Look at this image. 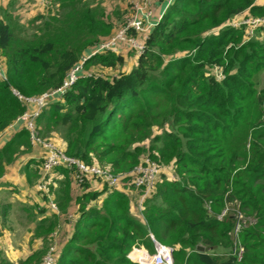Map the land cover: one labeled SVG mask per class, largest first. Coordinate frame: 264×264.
Listing matches in <instances>:
<instances>
[{"label": "trees", "instance_id": "16d2710c", "mask_svg": "<svg viewBox=\"0 0 264 264\" xmlns=\"http://www.w3.org/2000/svg\"><path fill=\"white\" fill-rule=\"evenodd\" d=\"M57 1L70 10L68 16L38 15L33 22H41L32 33L6 10L0 14V57L7 77L0 78V133L27 110L14 90L35 96L60 87L100 43L107 27L87 0ZM253 2L174 0L142 52L123 47L90 55L86 69L99 64L114 73L82 71L62 96L43 108L37 120L41 135L50 138L59 132L61 148L86 164L119 174L141 155L159 167L174 160V178L160 169L156 189L141 198V217L126 191L136 188L144 196L145 188L132 183L133 170L116 187L94 174L77 182L74 170L56 167L50 184L54 209L49 194L38 188L43 149L33 154L35 145L23 126L6 140L0 148V174L14 164L15 155L22 156L20 173L39 198L31 218L41 216L32 232L42 245L16 263L0 248V264H43L50 235L61 226L66 236L55 264H139L129 253L138 247L155 252L153 238L180 246L174 250L175 264H264V185H259L264 181V129L251 132L252 152L260 157L252 168L243 169L241 156L230 147L243 120V102L251 97L264 108V90L257 94L253 73L247 70L249 63L261 65L264 42L245 40L244 27L225 25L208 33L247 8L253 16H264V5ZM130 52H135L136 64L122 70ZM209 66L221 68L222 78L208 73ZM154 128L162 132L154 135ZM148 138V147L137 144ZM228 204L254 217L255 224L234 232L242 223L232 209L230 224L218 219ZM0 231L5 233L1 225ZM198 246L209 250L199 251ZM218 253L227 256L219 259Z\"/></svg>", "mask_w": 264, "mask_h": 264}, {"label": "rangeland", "instance_id": "374dc122", "mask_svg": "<svg viewBox=\"0 0 264 264\" xmlns=\"http://www.w3.org/2000/svg\"><path fill=\"white\" fill-rule=\"evenodd\" d=\"M1 1L2 0H0V3ZM40 2L41 0H9L8 2L5 1V5H3L2 3L0 4V14L2 15L4 13L3 9L6 10L7 12L11 13L14 16V18L17 20V22L20 25H24L25 28L29 30V33H32L35 30V26L38 25L39 22H41V21L33 22L36 16L43 15L44 17H50V16L58 15L61 18H66L70 12L69 9H65V10L62 9L57 0H55L53 3H48L47 5H42ZM254 2L257 4L264 5V0H254ZM87 3H88V8L94 11V13L98 17L103 18V20L106 22L107 27L101 30V36L99 40L100 42H104L110 39L113 35H115L118 32V30L123 24V20L126 16V12L130 8V4H131L130 0H87ZM247 9L243 10L238 15L239 16L246 15L248 13ZM233 18H235V16ZM233 18H230L229 20L217 26H213L212 28L209 29L208 33L219 32L220 29L223 26H225L228 22H230ZM246 31L247 30H245L244 32L245 40H249L252 38L253 40L264 42V26L263 27H260V25L257 26V28H255L253 32H251V30L248 32ZM130 53L131 54L127 53L128 54L127 64L122 68V70L128 71L132 68V66L136 64L135 52H130ZM256 64H257L256 62L252 65L249 63L247 65V70L253 73L252 75L253 86L257 94H259L264 90V59L260 61L261 65H256ZM88 70H90V72H95L96 74H102V75H109L114 73L111 69L99 64L93 65L89 69H86V67L84 66L83 73L88 72ZM207 71L208 73L214 74L218 78V80L221 79L223 76L221 74V68L219 67L209 66L207 68ZM243 104H244V116H242L243 120H241V123L239 124L232 138L230 139L232 146L230 145L229 146L232 148L234 153L239 154V156H241L239 163L241 164V166H243V169H249L252 168L251 164L253 165V163L255 164L260 160V157L254 156L252 152L254 140L251 132H253L252 129L254 127L258 128L259 130L264 129V108L258 107L254 103L253 99H251V97L246 99L243 102ZM14 122L9 126L7 130L2 132L0 139L2 140V142L0 143V148L3 146V144L6 142L7 139L11 138L17 132L16 130H18V128L13 125ZM256 123H258V125L254 126V124ZM161 132L162 129L160 128H154L153 130L154 135L159 134ZM41 133L42 132H40V136L43 140H49L54 144H56L57 146L59 145L60 147L64 146V142L59 132L57 131L53 132L50 138L49 137L44 138L41 135ZM137 144L143 147H148L152 143L150 138H148L144 142H139ZM36 146H33V154L38 153L39 148L43 149L41 145H36ZM129 148L130 150H132V146H129ZM20 156L21 155H15V162L14 164L11 163L10 164L11 166L9 167L10 169H13L18 173H20V164L22 163L21 160L23 159L21 158L22 156L21 157ZM146 159H147V155H141L139 157L138 162L133 164L132 166L133 168L131 167L128 170L125 169L124 171H120L118 172L119 174L117 175L121 180L124 179L125 176L130 174L131 170H133L137 165H139ZM173 164H174V160H171L169 163L166 162L161 163L160 166L161 173L164 172L167 175L168 179L174 178L175 167ZM52 175L53 174L50 175L51 180L54 179V176ZM3 176L4 174L2 175L0 174V181L3 180ZM159 178L158 180L156 179L158 183L160 181ZM156 181L153 187L155 189H156L155 184L157 183ZM2 182L4 183L0 185L2 187V188L0 187V225L1 228L5 230V233L1 234L0 231V248L2 249L3 254L8 252V255H10L12 258L13 257L16 258L14 262H19V260H24L31 255L32 246L34 244L37 248H39L42 245L41 242L38 239H36L35 235L31 231L35 223H32L30 225L29 220L26 219V217H24L26 216V214H24L26 209H24V205L21 202V200L24 197L28 199L27 201L30 202V204L33 203L34 199L37 200V202H39V198L37 196L36 189H32V192H29L26 196H23V192H22L23 188L19 183L11 184L8 183V181L6 180H3ZM259 185H264V181H261ZM126 191L131 196V206L133 211L141 217V211L143 209V203L141 202V198L143 196V191H139L136 188H128ZM258 197L261 196L258 195ZM234 207H235L234 204L232 205L228 204L225 210L218 215V219L224 222H228L230 224L232 221L229 220V216L232 214L231 213V209H232L234 214L237 215V217H235L237 222L240 221L242 223L239 228L238 225L235 227L236 230H234V232L238 233L240 232V230L244 229L243 227L253 226L255 224L256 220L254 217L247 216L244 213H238L237 207L235 208ZM64 229L65 228L61 226V228L57 230V232L51 234L52 236L50 235L51 238L50 246L51 248L54 249L50 250L51 248L49 247L50 251H48V254L46 256H51L55 259L57 255V250L60 249L66 236V234L64 233ZM234 232L232 233L233 235ZM170 240H172V237H170ZM163 245L170 246L174 250L180 248V246L177 244H163ZM226 256H227L226 254L218 253L219 259H224L226 258Z\"/></svg>", "mask_w": 264, "mask_h": 264}, {"label": "built area", "instance_id": "2783aa9c", "mask_svg": "<svg viewBox=\"0 0 264 264\" xmlns=\"http://www.w3.org/2000/svg\"><path fill=\"white\" fill-rule=\"evenodd\" d=\"M54 1L55 0H41L40 3L42 5H47ZM158 2L159 0H130V8L126 12L123 24L118 32L110 39L97 44L88 56H85L79 64L68 72L63 84L57 89L49 90L35 96H24L14 90L15 94L18 95L27 105V110L15 120L13 125L18 129L23 126L29 132L31 143L35 146L41 145L43 147L44 154L40 156L43 159L42 177L38 184V188L49 194L50 205L52 208L57 209V205L52 200L50 188L52 182L50 174L56 167L64 166L74 170L75 181L77 182L83 181L84 177L89 174H94L104 177L109 185L118 187L121 184V179L117 174L112 173L110 170L95 164H86L81 159L68 155L59 145L57 146L49 140H43L40 136L37 123L43 108L47 106L52 98L62 96L66 90L76 82L83 71L84 62L90 55L107 50L119 52L123 47L132 48L138 53L142 52L152 29L161 21L168 7L174 2V0H165L160 6H158ZM226 25L235 28L244 27L247 30L246 32L250 30L253 32L257 26H264V16H253L248 11L244 16L236 15L235 18ZM0 78H7L1 57ZM1 135L2 133H0V139ZM159 173V164L150 158H147L144 162L140 163L133 169L132 183L136 187L145 188L144 196L142 198L148 195L154 187V183ZM240 226L241 224H238V228ZM153 241L155 252L148 251V249L144 247H138L131 251L128 257L139 264H175L174 249L157 242L154 238ZM52 249L54 248H51L50 250ZM242 252L243 247L239 250V259L242 258ZM43 264H55V259L51 256H46Z\"/></svg>", "mask_w": 264, "mask_h": 264}, {"label": "crops", "instance_id": "0c3cea01", "mask_svg": "<svg viewBox=\"0 0 264 264\" xmlns=\"http://www.w3.org/2000/svg\"><path fill=\"white\" fill-rule=\"evenodd\" d=\"M5 1H9V0H2L1 1V3L3 4V5H5ZM165 2V0H159V2H158V6H160V5H162V3H164ZM0 3V4H1ZM2 6V5H1ZM3 180H6V181H8V183H11V184H20L21 185V187L23 188V196H26L29 192H32V188H30V187H28L27 186V184H26V181H25V178H24V176H22L21 175V173H18V172H16L15 170H13V169H8V170H6L5 171V173H4V176H3ZM3 180H1L0 181V183L3 181ZM4 182H2L1 184H3ZM0 184V185H1ZM1 187V186H0ZM2 188V187H1ZM14 190H15V188H14ZM2 191V190H1ZM17 191V190H16ZM15 192V191H14ZM21 197V196H20ZM22 198V197H21ZM28 199L27 198H23L22 200H21V202H22V204L24 205V209H26L25 210V212H24V214H26V216H24V217H26V219H28L29 220V223H30V225L32 224V223H36L37 222V220L38 219H40L41 218V216L40 215H37V217L35 218V219H33L32 220V218H31V215H32V213L34 214V210H32V209H34L33 207H34V204H36V205H38L39 203L37 202V200H33V203H31L30 204V202H28L27 201ZM42 205H44V203L43 202H41L40 203V205H39V208H40V206H42ZM28 209H29V212H26V211H28ZM35 213H36V211H35ZM36 221V222H35ZM32 227V226H31ZM69 229V228H68ZM32 231V230H31ZM7 232V231H6ZM28 243V242H27ZM32 248H36V246H35V244L32 246ZM7 253V257L9 258V260H11V261H15V259L16 258H12L10 255H8V252H6ZM16 263V262H15Z\"/></svg>", "mask_w": 264, "mask_h": 264}, {"label": "water", "instance_id": "95a60500", "mask_svg": "<svg viewBox=\"0 0 264 264\" xmlns=\"http://www.w3.org/2000/svg\"><path fill=\"white\" fill-rule=\"evenodd\" d=\"M199 251H207V250H209V248H205V247H203V246H198V248H197Z\"/></svg>", "mask_w": 264, "mask_h": 264}]
</instances>
